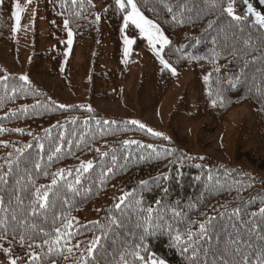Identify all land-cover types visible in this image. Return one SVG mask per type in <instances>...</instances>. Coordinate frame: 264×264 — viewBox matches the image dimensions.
I'll return each mask as SVG.
<instances>
[{
  "label": "trees",
  "instance_id": "16d2710c",
  "mask_svg": "<svg viewBox=\"0 0 264 264\" xmlns=\"http://www.w3.org/2000/svg\"><path fill=\"white\" fill-rule=\"evenodd\" d=\"M42 1L46 32L39 37L50 46L30 52L23 62L29 82L0 63V78H6L0 79V129L6 130L0 132V171L6 173L0 181V235L6 234L0 239V257H18L17 264H83L84 259L91 264H116L121 253H131L135 247L140 255L151 254L167 264H213L217 252L227 245L247 254L252 264L258 257L264 259V241L251 231L255 226L264 235V215L259 213L264 207V178L237 164L243 156H264V33L243 12L241 1L223 0L213 7L211 0H136L143 15L170 41L162 57L176 73L186 69L193 74L192 97L184 96L172 123L187 114L191 124L208 120L202 131L212 134L223 130L232 109L250 107L253 120L239 126L233 143L236 160L230 162L199 155L182 141H168L93 107L112 103L131 113L137 108L154 110L175 79L169 69L156 66L131 80L132 65L122 61L120 36L127 11L115 0ZM229 2L241 20L223 10ZM13 6L14 0H0V48L8 49V56L18 63ZM125 31L134 40L133 50L138 49L143 38L137 29L128 23ZM108 46L112 51L101 65L97 57L104 56L102 50ZM87 48L96 53H84ZM34 76L58 80L72 102L49 93ZM18 148L24 152L17 154ZM10 154L11 168L5 163ZM87 162L93 166L85 172L81 164ZM60 170L63 176L54 177ZM53 178L56 185H51ZM33 184L49 185V198L45 208L27 215L21 228L18 221L30 213ZM16 192L24 197L22 205L14 199ZM124 192L131 195L118 209L115 205ZM149 208L153 210L150 220ZM237 209L238 216L234 215ZM54 218L60 219L54 222ZM64 218L71 220L72 227L62 228V233L71 236H62L49 252L44 241L55 239L53 228L61 227ZM208 218V235L193 245L196 255L191 249L184 253L186 234L196 232ZM33 224L36 229L30 227ZM22 231L33 237L26 236L23 246ZM176 235L181 236L179 242L174 240ZM97 236L101 239L93 256L87 257L86 250ZM4 248L11 250L10 256ZM202 249H209L208 254ZM33 253L39 257L35 261L30 259ZM126 258L133 260L130 254Z\"/></svg>",
  "mask_w": 264,
  "mask_h": 264
},
{
  "label": "rangeland",
  "instance_id": "374dc122",
  "mask_svg": "<svg viewBox=\"0 0 264 264\" xmlns=\"http://www.w3.org/2000/svg\"><path fill=\"white\" fill-rule=\"evenodd\" d=\"M122 2L127 5L126 0H122ZM14 6H18L19 9H22V11L19 12V25L14 32L16 48L19 51V61L17 63L8 56V49L0 48V63L15 73H18L20 76L26 75L29 81L31 76L27 75L25 67H23L25 66L23 62L28 60V54L30 52L50 46L44 44V38L39 37L46 32V24L42 18L43 1L30 0L29 2V0H14ZM14 6L13 12L16 11ZM129 23L131 24V22ZM15 25L16 20L14 19V26ZM122 28H124V32H121L120 35L122 40V61L130 62L132 65L131 80L154 69L156 66L164 67L160 63L159 58L155 55L153 49L149 46L147 39L141 36L139 29L136 27L139 36L143 38V43H141L136 50H133L131 45L129 55L125 57L124 37H128V35L126 34L124 23ZM53 44L54 42L52 45ZM156 48L159 49L160 45L156 44ZM102 51L104 56L97 57L101 65L104 64L106 60L105 55L112 51V47H104ZM84 53H96V50L87 48L84 50ZM76 55L79 59L81 56L80 48L77 50ZM105 67H109L107 63H105ZM33 79L52 95L67 103L72 102V97L59 86L58 80L41 76H34ZM192 89L193 74L191 71L185 69L176 73L173 84L154 110L144 109L141 111L137 108L134 113H131L120 105L112 103H94L93 107L103 114L118 116L129 121H138L140 124H144L146 129H152V132L161 133V136L167 137L168 141H182L186 148L197 151L199 155L209 156L218 162L236 160L235 149H233V143L236 140L235 134L239 131L238 128L240 125L250 124L252 122L253 118L250 107L248 105H241L232 109L226 117L223 130L212 134H206L202 131L203 126L209 122L208 120H202L198 123L191 124L187 122V114L182 115L178 122L172 123L171 117L174 111L185 95L192 97L190 94ZM136 125L139 126V124ZM222 148L224 151H222ZM262 160L264 162V156L255 153L252 156H243L241 159H238L237 164L251 174H256L264 178V167H260ZM8 261L9 257H0V264H8Z\"/></svg>",
  "mask_w": 264,
  "mask_h": 264
},
{
  "label": "snow or ice",
  "instance_id": "6c2138e0",
  "mask_svg": "<svg viewBox=\"0 0 264 264\" xmlns=\"http://www.w3.org/2000/svg\"><path fill=\"white\" fill-rule=\"evenodd\" d=\"M30 2V0H29ZM116 4L119 5V7L122 10L127 11V14L123 17L124 19V24L125 27L128 26V23L131 22L132 25H134L137 29H139L140 34L142 37H145L148 41L149 46L153 49L155 55L159 58L160 63L164 66V68L169 69L173 75H176V69L171 67V65L169 64V62L167 60H165L162 56H161V52L163 51L164 47L166 45H168L170 43L169 39L164 35V33L160 30V28L150 19H147L143 13L141 12V10L139 9L136 0H126V4H127V8L125 6V3L122 2V0H115ZM223 3V0H211V4L213 7H215L217 5V3ZM262 3H264V0H261ZM72 3L75 4L76 0H72ZM88 3L91 4L92 0H88ZM244 3L247 4V12L248 13H253L256 16L257 21L259 22L260 25L264 26V15H261L258 12H254V9L252 7L251 4L248 3V0H244ZM16 8V11L13 12V17L16 20V25L13 26L12 31L15 32L17 30V27L19 25V21H20V15L19 12L22 11V9H19L18 6H14ZM130 8V11H128L127 9ZM225 12H227L228 15L232 16L233 19L235 20H241L242 17L235 15L234 14V9H233V3L229 2L227 4V7H225L223 9ZM76 15H79V13H76ZM97 20L100 19L99 16L96 17ZM64 26L66 29H68L69 27V21L66 19L64 21ZM209 26H211V22H209ZM121 32H124V28H121ZM68 40L67 43L68 45L72 44V36L73 33L72 31L69 29L68 30ZM134 43L133 39L128 38L127 36L124 37V44H125V48H124V55L125 57H127L129 55V51H130V46ZM156 44L160 45V48L157 49L156 48ZM67 54V53H66ZM0 79H6V78H0ZM19 79L21 81H24L25 83H28V77L26 75H21L19 77ZM205 80L208 79L207 76L204 77ZM13 91H17V89H13ZM213 103H215V101H213ZM59 107L64 108L66 107L65 105H59ZM89 111H91V109H89ZM97 123H99V121H97ZM105 124L109 123L108 121L104 122ZM129 123L131 124H139L140 128H145L146 126L144 124H140L138 121L132 120L129 121ZM55 127V125H54ZM2 131H6L5 129H0V132ZM14 131H22L21 129H15ZM48 131V130H45ZM149 132H152V129H148ZM153 135L156 136H160L162 135L161 133L158 132H153ZM165 139H167V137H164ZM124 143L127 145L129 143H136V141H124ZM25 147H30V145H25ZM41 147H43V145H41ZM149 148H151V145H148ZM56 151L59 152L60 149L59 147L56 148ZM17 154H22L24 152V148H18L16 149ZM115 156H113V160H115ZM5 163L7 164V166L9 168L12 167L14 161L11 158V154L9 155V158L6 159ZM92 163L91 162H87V164H81V169L83 171H88L89 169L92 168ZM3 166H0V168H2ZM37 167H39V165H37ZM112 169L110 168L109 171H111ZM77 171L79 172L80 169H77ZM69 174H71L69 172ZM5 175L6 173L0 171V181H4L5 179ZM63 176V170L58 171L57 173L54 174V177H62ZM166 178V177H165ZM31 178L29 177V180ZM77 182H79V177H77ZM57 183V179L53 178L51 180V185H56ZM146 183L144 181L141 182ZM34 187V193L30 194L29 196V206H30V213L26 214L25 217L23 219H20L18 221L19 226L21 228H24L27 222V215H32L35 214L37 211V208L39 209H43L46 206V202L48 201L49 198V185H39V186H35L33 184ZM131 195V193L128 192H124L120 197V203H117L115 205L116 208H120L121 205L124 203V201ZM14 199L18 204H23L24 203V197L20 194V192H16L14 193ZM0 203H2V200H0ZM152 209L149 208L147 209V213H148V219L150 220L151 215H152ZM259 213L264 215V207L259 209ZM234 215H239V209L234 211ZM251 216H256L257 213H251ZM55 219H60V218H54V222ZM74 219V218H73ZM12 220L16 221L17 217L15 215L12 216ZM211 222V218H208V220H206L205 222H201L199 224L198 229L196 230V232H192L189 231L186 236H187V246L182 248V251L184 253H187L190 249L193 252L194 255H196V247H193V245L197 244V238L203 239L205 236L208 235V225ZM111 223H116L115 220H111ZM245 224L248 223L247 221L244 222ZM32 229H36V225H31L30 226ZM72 227V222L71 220H67L66 218H64V220L62 221V226L61 227H54L53 231L56 233V237L55 239L50 243L49 240H45L44 243L49 245V252L53 251V245H59L60 240L62 239V236L67 235V236H71V232L68 231H64L62 233V228L64 230L70 229ZM234 228L237 227V225H233ZM239 227H243V225H239ZM40 232H42L45 236H48L49 233L44 232L43 228L39 229ZM252 232L256 233L257 235V239L260 241H264V235L260 234L259 232L256 231V227L253 226L251 229ZM6 236L5 235H0V239H4ZM31 240L33 237L31 235L28 234L27 231H22L20 233V238H19V243L23 246L25 243V238ZM101 239V237L97 236L94 237V239L91 242V245L87 248L86 252H87V257H92L93 256V252L94 249L96 248L99 240ZM174 240L179 242L181 240V236L180 235H176L174 237ZM68 241H65V243H67ZM233 244L237 243V241H232ZM245 243H248L247 241H245ZM249 246H251L249 244ZM28 247L31 248L32 244L29 243ZM140 247H142V244L140 245ZM72 249H68V251H71ZM4 253L6 255L10 256V249L9 248H4L3 249ZM202 251L204 252L205 255L208 254L209 249H202ZM132 255L133 260L131 262H129L127 260V255ZM239 257V258H237ZM39 257H37V255L35 253L31 254L30 259L32 261L37 260ZM18 257L13 259V258H9L8 264H17L18 261ZM83 259V258H82ZM138 261H143L144 264H165V261L163 259H158L153 257L151 254H148L147 256H142L139 254V252L137 250H135V247L133 249V251L131 253H121L120 254V258L119 260L116 262V264H137ZM83 264H91L90 260L84 259L83 260ZM213 264H252V261L250 260L249 256L247 254H241L239 248H230L229 246H225L223 249L219 250L217 252L216 258L213 262ZM257 264H264V259H261L260 257L257 258Z\"/></svg>",
  "mask_w": 264,
  "mask_h": 264
},
{
  "label": "water",
  "instance_id": "95a60500",
  "mask_svg": "<svg viewBox=\"0 0 264 264\" xmlns=\"http://www.w3.org/2000/svg\"><path fill=\"white\" fill-rule=\"evenodd\" d=\"M243 4V12L252 19L253 23L258 26L262 32L264 33V26L260 25L259 22L256 19V16L253 13L247 12V4L244 3V0H240ZM248 3L252 5L254 12H258L261 15H264V3L261 2V0H248Z\"/></svg>",
  "mask_w": 264,
  "mask_h": 264
}]
</instances>
